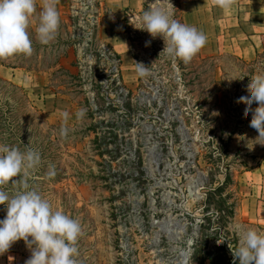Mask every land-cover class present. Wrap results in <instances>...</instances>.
<instances>
[{
	"label": "rangeland",
	"instance_id": "1",
	"mask_svg": "<svg viewBox=\"0 0 264 264\" xmlns=\"http://www.w3.org/2000/svg\"><path fill=\"white\" fill-rule=\"evenodd\" d=\"M62 4L57 50L0 58V102L10 103L7 136L0 134L7 143L0 144L39 151L29 186L79 221L78 264H239L229 248L238 241L235 225L263 228L237 216L238 177L261 163L264 145H254L252 113L237 98L252 69H264V50L254 67L233 53L203 57L200 50L187 63L173 60L162 52V37L135 27L145 10L168 7V0H143L140 11L125 17L131 82L128 74L123 79L119 54L96 33V2ZM41 5L36 0L29 32ZM55 60L59 66L49 70ZM2 62L43 66L14 67L23 71L13 80L5 79L9 69ZM137 63L146 75L137 73ZM25 71L38 76L25 77ZM62 127L68 129L63 136ZM3 187L15 191L11 183ZM5 215L0 205V219ZM30 255L21 239L0 254V264H25Z\"/></svg>",
	"mask_w": 264,
	"mask_h": 264
},
{
	"label": "clouds",
	"instance_id": "2",
	"mask_svg": "<svg viewBox=\"0 0 264 264\" xmlns=\"http://www.w3.org/2000/svg\"><path fill=\"white\" fill-rule=\"evenodd\" d=\"M233 2L213 0L215 6L225 11ZM172 7L171 0L168 7H150L142 13L140 26L135 27L146 30L153 38L162 37L165 44L162 52L173 60L187 63L204 46L206 36L194 26L175 19ZM35 13L36 0H0V58L17 53L31 54L28 29ZM38 21L34 29L37 39L48 44L55 38L60 23L57 0H42ZM136 71L141 76L147 74L142 63H137ZM237 78L243 76L233 79ZM241 101L245 102V113H252L250 127L258 132L252 139L254 145H264V70L251 74L246 91L237 98V102ZM253 102L257 104L255 108ZM84 114L85 110L81 109L76 116L79 119ZM68 116L67 112L62 113L65 121ZM67 131L62 127L61 135H66ZM40 163L41 155L35 149L21 151L16 146L0 144V205L6 210V215L0 219V254L23 239L31 251L25 264H78L76 245L82 233L79 221L54 209L47 198L29 186L28 178ZM48 175L54 172L49 171ZM9 183L15 187L11 194L3 187ZM235 231L238 233L236 247L229 243L234 260L238 259L239 264H264V230L236 224ZM224 240L219 238L217 243Z\"/></svg>",
	"mask_w": 264,
	"mask_h": 264
},
{
	"label": "crops",
	"instance_id": "3",
	"mask_svg": "<svg viewBox=\"0 0 264 264\" xmlns=\"http://www.w3.org/2000/svg\"><path fill=\"white\" fill-rule=\"evenodd\" d=\"M93 1L98 6L96 33L119 54L123 79L128 74L132 82L135 77L132 40L125 28V17L129 11H140L143 0ZM57 3L60 8L64 7L62 0H57ZM176 3L181 11L182 23L194 26L206 36V42L200 49L201 56L233 53L255 62L264 50V0H234L227 11L215 6L213 0H176ZM1 66L9 69L5 72V79L10 76L15 80L18 70L23 71ZM23 75H30L31 78L38 76L28 71ZM238 180L240 202L237 216L259 224L264 230V157L261 163L246 170Z\"/></svg>",
	"mask_w": 264,
	"mask_h": 264
},
{
	"label": "trees",
	"instance_id": "4",
	"mask_svg": "<svg viewBox=\"0 0 264 264\" xmlns=\"http://www.w3.org/2000/svg\"><path fill=\"white\" fill-rule=\"evenodd\" d=\"M172 1H174L176 3V0H172ZM146 8H147V6H146V4H144V10ZM57 9H58V13L62 14V11L58 7V5H57ZM60 20H62V19L60 18ZM30 32L33 33V34L30 35V36L33 37V38H31V40H32V50L38 52V54H40V52H41L42 55H39V56H44L46 54H49V53L57 50L58 47L61 46V40H62V36H63V34H61V33L58 34L57 36H55V38L52 41H50L48 44H42L37 39V36H36V33H35L34 29H33V31H30ZM30 32L28 31V33H30ZM17 54L22 55V56L26 55V54H23V53H17ZM201 59L205 60V58H201ZM247 63L254 67V64H255L254 61H250V62H247ZM2 65H5V66L10 67V68L20 67V68L26 69L28 71H42L41 67L43 66L41 63H38L37 66H36V65H32V64L29 65V64H26L24 62H22L19 65H10V64L2 62ZM57 66H59V61L55 60L52 64L48 65V69L52 70V69H55ZM253 73H255L254 68L252 69V71L250 73V77H251V74H253ZM1 80H3V79L0 78V81ZM249 80H250V78H249ZM3 81H5V80H3ZM3 83H4V85L10 84L8 82H3ZM9 106H10V103L8 101L0 102V130H1L0 134H3V135L5 134L6 136H7V134H6V131H5L4 127H6V121H7L6 119L10 115V107ZM4 139H5L4 136H0L1 142H3ZM3 143H7V142H3Z\"/></svg>",
	"mask_w": 264,
	"mask_h": 264
},
{
	"label": "built area",
	"instance_id": "5",
	"mask_svg": "<svg viewBox=\"0 0 264 264\" xmlns=\"http://www.w3.org/2000/svg\"><path fill=\"white\" fill-rule=\"evenodd\" d=\"M88 1H89V3H90V2H93V0H88ZM93 12H96V10L93 9Z\"/></svg>",
	"mask_w": 264,
	"mask_h": 264
}]
</instances>
